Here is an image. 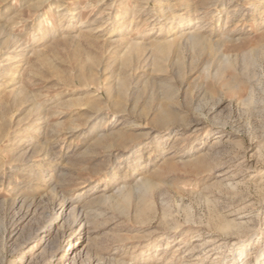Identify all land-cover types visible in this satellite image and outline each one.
Instances as JSON below:
<instances>
[{"label": "rangeland", "instance_id": "obj_1", "mask_svg": "<svg viewBox=\"0 0 264 264\" xmlns=\"http://www.w3.org/2000/svg\"><path fill=\"white\" fill-rule=\"evenodd\" d=\"M252 1L0 0V264H264Z\"/></svg>", "mask_w": 264, "mask_h": 264}, {"label": "bare ground", "instance_id": "obj_2", "mask_svg": "<svg viewBox=\"0 0 264 264\" xmlns=\"http://www.w3.org/2000/svg\"><path fill=\"white\" fill-rule=\"evenodd\" d=\"M262 3H264V0H258L257 2H255V1H252L251 2V10L253 11V14H255L256 13V11H257V6H259L260 4H262ZM165 11V10H164ZM172 18V17H171ZM170 22H171V25H173V23L175 22V19H170ZM198 27H200V25H197L195 28H197L198 29ZM196 31H198V30H196ZM199 34V33H198ZM197 33H194V34H191L190 35V38H192V39H199L200 38V36L198 35ZM174 117H175V113H173V112H171V111H169V110H164V111H162V112H160V114L157 116V118H158V120H160V121H164V120H173L174 119ZM166 138H168V135L166 136ZM149 162H151V160L150 161H147V163H143V165L144 166H146L147 164H149ZM151 164V163H150ZM80 216V215H79ZM84 224L82 223V219H80V226L82 227ZM80 227V228H81ZM216 240V239H215ZM203 245V244H202ZM221 247V246H220ZM199 248V247H198ZM219 248V247H218ZM195 251V250H194ZM220 254V253H219ZM222 254V253H221ZM217 255V254H216ZM218 256H220V255H218ZM197 258V257H196Z\"/></svg>", "mask_w": 264, "mask_h": 264}]
</instances>
